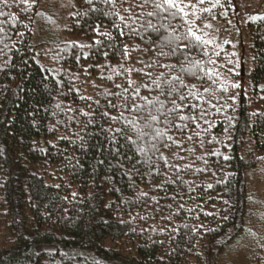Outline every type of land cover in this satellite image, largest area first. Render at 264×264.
<instances>
[{
  "label": "trees",
  "instance_id": "1",
  "mask_svg": "<svg viewBox=\"0 0 264 264\" xmlns=\"http://www.w3.org/2000/svg\"><path fill=\"white\" fill-rule=\"evenodd\" d=\"M197 4L199 21L232 15V0ZM156 11L153 0H74L66 36L40 38L32 0H0V264H231L264 240L248 175L264 166V16L247 25L253 66L234 93L211 44L188 61L212 79L181 72L187 41L164 38L187 26L178 17L156 32L149 22L169 24ZM176 76L201 97L190 100L207 111L199 128L152 106L172 107L157 84ZM136 106L159 116L162 137L138 136L131 121L142 128L147 111Z\"/></svg>",
  "mask_w": 264,
  "mask_h": 264
},
{
  "label": "rangeland",
  "instance_id": "2",
  "mask_svg": "<svg viewBox=\"0 0 264 264\" xmlns=\"http://www.w3.org/2000/svg\"><path fill=\"white\" fill-rule=\"evenodd\" d=\"M36 6V30L39 37H47L58 33L66 36V28L69 16L72 12L74 0H32ZM185 3L196 5L195 15H191L192 9H186L192 16L196 32L205 39L211 40L213 55L219 65V76L222 84L234 93L247 90V76L252 69V54L250 50V38L247 25L254 17L264 16V0H232V15L224 20L197 19V0H185ZM211 27H205V25ZM53 49L51 46L38 48V57L42 62L51 65ZM263 87V85H260ZM249 182L253 190L254 202L252 211L263 215L264 219V166L260 163L257 169L249 174ZM256 216H258L256 214ZM264 232V223H262ZM256 237H253V239ZM253 252L248 254L247 249L241 248L229 253L231 264H264V240H255ZM262 244H261V243ZM261 245V246H260Z\"/></svg>",
  "mask_w": 264,
  "mask_h": 264
},
{
  "label": "snow or ice",
  "instance_id": "3",
  "mask_svg": "<svg viewBox=\"0 0 264 264\" xmlns=\"http://www.w3.org/2000/svg\"><path fill=\"white\" fill-rule=\"evenodd\" d=\"M5 6H7V0H3ZM106 2H114V0H106ZM205 0H199L200 4H203ZM153 6L157 10L156 13L149 12L147 13L148 16H153L154 14L159 16L161 13H167L169 18V24L165 25L161 23L159 26L153 25L149 22L148 27L152 28L154 31L159 32L160 28H167L170 26L171 20H175L178 17L183 20L184 25L187 26V31L183 35V37L180 36H169L165 37L166 45H170L173 41H179L181 39L186 40V51L182 50V55L184 57L183 60H181V72H189L192 75H196V72L193 71V69L198 70L199 72H203L205 76H207L208 79H212L213 72L211 70H206L203 68L199 61H188V55L195 50L197 47H200L201 49V55L208 56L209 53L207 51V46L212 43L211 40L204 39L201 35H198L192 27L193 21L188 19L190 13L186 11V9L191 8L193 11L191 15H195L196 12V5H193L191 3H185V0H153ZM215 6V5H214ZM174 10V11H173ZM204 12H210V9L204 8L202 9ZM0 15H5L4 13H0ZM199 19V17H196ZM123 17H120V20L123 21ZM116 27H119V25H115ZM126 27L128 25H125ZM205 27H211V25L206 24ZM96 32L98 35L101 36H107L109 40L113 39V37L108 33L100 32V26H96ZM120 35L123 36L124 32L123 30L120 31ZM96 43H100L97 41ZM176 48H172L170 53L165 55H175L177 53ZM164 54V53H162ZM107 55V53H105ZM185 62H189L191 64V67L184 68L183 65ZM210 63H215V61H209ZM168 67V66H166ZM119 87V85H117ZM157 87L160 88V91L169 99V103L172 105L171 108H166L165 103L160 100H156L153 102V107L155 105H159V107L156 108V112L160 115L165 117V123L171 124L172 121L169 119L170 115L172 113L179 114L178 118L181 121L185 122H191L196 124V127L199 128L200 125L198 123L199 120H202L207 115V111L200 105L195 103H190V100H199L201 99L200 95L196 91H192L191 88L184 84L183 80L179 77H173L172 80L167 81V90H165L161 85L158 83ZM189 88L188 92H184L181 89ZM205 91H208V89H205ZM185 109H190L191 111L185 115L181 114L185 111ZM133 111H147V115L144 117H138V119H144L145 123L143 127H138L136 120L131 121V124L134 128H136L137 134L139 137L143 138L144 136L148 135V132L145 131V129H154L155 136L156 137H162L164 135V132H162L159 128L154 127L156 124L160 123V119L158 115L153 114L151 110H148L146 106H136L132 109ZM105 116L108 115V113H104ZM123 118L122 114L121 117ZM113 121H116L117 117L111 118ZM176 127H187V124H184L183 126L176 125ZM118 131H120L118 129ZM191 139V137H189ZM135 143V141H133ZM140 151H143V149H140ZM166 163V161H165Z\"/></svg>",
  "mask_w": 264,
  "mask_h": 264
}]
</instances>
